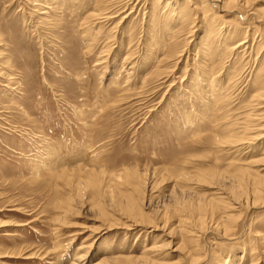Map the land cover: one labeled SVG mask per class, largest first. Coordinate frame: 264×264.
<instances>
[{
	"label": "rangeland",
	"instance_id": "374dc122",
	"mask_svg": "<svg viewBox=\"0 0 264 264\" xmlns=\"http://www.w3.org/2000/svg\"><path fill=\"white\" fill-rule=\"evenodd\" d=\"M141 1L0 0V264H264V0H207L225 28L257 16L234 60Z\"/></svg>",
	"mask_w": 264,
	"mask_h": 264
},
{
	"label": "bare ground",
	"instance_id": "6f19581e",
	"mask_svg": "<svg viewBox=\"0 0 264 264\" xmlns=\"http://www.w3.org/2000/svg\"><path fill=\"white\" fill-rule=\"evenodd\" d=\"M38 2H36L35 4H33L34 5V9H35V11L36 12H38V11H40V8L42 7V9H41V11L42 10H44L43 9V7H44V5H46V3H47V0H45V2L46 3H42V2H40L41 0H37ZM101 1L102 0H98V4H97V7L99 6L100 7V5L99 4H101ZM104 1V0H103ZM107 1V0H106ZM113 1V0H112ZM131 1H133V0H131ZM154 1H155V3L157 2V6H155L156 4L154 3ZM189 1V0H188ZM188 1L187 0H184L183 2L182 1H178V0H142L141 2L142 3H144V4H142V9H145L144 10V13H142V14H144L143 16V18L144 19H146V16H147V18H153V16L155 15V14H158V13H160V15H161V17H163L164 18V20H165V23H166V16H169V15H172V14H176V13H178V14H176L175 15V17L173 18V26L172 25H169L168 23H166L167 25H169L168 27H171V28H176V29H182V28H185V27H183V26H185L186 25V23H187V21H189L190 19V17H191V15H194V16H197L198 18L200 17V15H202L201 16V18H203L204 20H205V22L203 21V23H204V25H205V27H204V30H203V33H204V31H205V34H203L202 36H200L201 37V39H200V41H199V43L197 44V48H199V50H201V48H202V51H204L203 49H206L207 48V46H215L214 48H216V49H219L220 51H221V56H223L225 53H224V50L226 49L227 50V52L229 53V56L227 57L228 59H230L231 57H232V59L233 58H236V57H238L237 55H240V54H243L244 55V53H248L249 51H252L253 50V46L254 45H256V47H258L259 48V44H258V41L260 42V41H262V40H259L258 38H261L262 37V35L258 32V31H253L252 33L250 32V31H252L254 28H251V25L253 24L254 25V21H255V19H257V16L256 17H253V18H251L250 16L252 15L251 14V12L249 11H246V10H244V9H242L241 11H242V14L244 15L245 14V20L247 21V18H251V20H252V23H251V25H250V23L245 27V26H243V24H239L238 26L236 25V27H233L234 29H230V28H225V27H222V25H220L219 23H216V21L215 20H217V18L216 17H213L212 19H210V15H208L209 14V11L210 10H212L211 9V7L213 6V4L211 3H209V1H207V0H198V2H196V4H195V7L193 8V9H195V10H197V11H193L192 9H188L187 7L189 6V4H188ZM239 1V0H238ZM242 1H244V0H242ZM111 2V1H110ZM221 2L223 3V5H225L227 8H234V7H237V4H236V6H234V7H232V3L233 2H235V0H221ZM247 2V1H246ZM49 3V2H48ZM107 3V2H106ZM105 3V4H106ZM109 3V2H108ZM244 5H245V3L244 2H242ZM241 3V4H242ZM120 4H123V3H120ZM242 4V5H243ZM102 5V4H101ZM112 5H113V3H112ZM125 5V6H124ZM124 5H122L121 7H125V9L130 5L129 4V2L127 1H125V4ZM247 5V4H246ZM48 6V5H47ZM133 6V5H132ZM135 6H136V4L134 5V7H132L131 8V12H130V15H125L124 17H122V19L123 20H125V19H127V18H129L130 16H131V14H133V10L135 9ZM224 6V7H225ZM46 7V6H45ZM96 7V12L95 13H93L92 14V17H97V19H100V18H109V16H111V15H109V13H108V11L106 12V9H105V7L103 8V7H100L99 9ZM113 7V6H112ZM116 7V6H115ZM141 7V6H140ZM140 7H139V10H140ZM225 7V8H226ZM239 7L240 6H238V9H236L235 11H234V9H233V13L232 14H235V16H237V14H241V11L239 10ZM51 8V7H50ZM213 8V7H212ZM226 8V9H227ZM242 8H244V7H242ZM49 9V8H48ZM161 9H163L162 10V12H160V10ZM246 9V8H245ZM46 10V9H45ZM127 10V9H126ZM122 11V10H121ZM148 11V12H147ZM229 11V10H228ZM230 11H232V10H230ZM240 11V12H239ZM243 11H245V13L243 12ZM252 11V10H251ZM34 12V11H33ZM128 12V13H129ZM196 12V13H195ZM238 12V13H237ZM254 12V11H253ZM44 13H45V11H44ZM127 13V14H128ZM139 13V12H138ZM148 13V14H147ZM256 13V12H255ZM43 14V13H42ZM147 14V15H146ZM165 14V15H164ZM241 14V15H242ZM254 14V13H253ZM120 15V14H119ZM146 15V16H145ZM164 15V16H163ZM242 15V16H243ZM99 16V17H98ZM38 17H39V15H38ZM219 17V16H218ZM111 18V17H110ZM154 19V18H153ZM163 20V21H164ZM249 20V19H248ZM39 21V20H38ZM250 21V20H249ZM251 22V21H250ZM259 22V21H258ZM216 23V24H215ZM256 24V23H255ZM162 25V24H161ZM192 26V25H191ZM193 27V26H192ZM202 28V27H201ZM245 30V31H244ZM188 31H189V33H192V28L190 27V29H188ZM243 33H245V36H243L242 37V34ZM241 35V36H240ZM190 36V35H189ZM190 37H192V36H190ZM239 37V38H238ZM1 38H3V37H1V34H0V44L3 42H1ZM237 38V39H236ZM262 38H264V36L262 37ZM191 39V38H190ZM186 40V39H185ZM131 41V40H130ZM190 41V40H189ZM252 42V43H251ZM4 43V42H3ZM264 44V43H263ZM5 45V44H4ZM1 46V45H0ZM110 49V48H109ZM151 49V48H150ZM186 49V48H185ZM183 50V49H182ZM207 50V49H206ZM263 50V49H262ZM261 50V51H262ZM260 51V52H261ZM6 53H7V51H6ZM177 53V52H176ZM175 53V54H176ZM183 53V52H182ZM181 53V54H182ZM206 54V53H205ZM209 54V53H208ZM259 54V53H258ZM227 56V55H226ZM207 57V56H206ZM209 57V56H208ZM207 57V58H208ZM7 58H9L8 56H7ZM206 59V58H205ZM209 59V58H208ZM234 60V59H233ZM228 61H230V60H228ZM227 61V62H228ZM257 61V60H256ZM225 63V62H224ZM214 65V64H213ZM262 65H264V62L262 63ZM261 65V66H262ZM225 67V66H224ZM203 68H204V70H203V72H205V71H208V66H203ZM211 68V67H210ZM214 67L212 66V69H213ZM260 68V67H259ZM262 70V69H261ZM264 70V69H263ZM213 71V70H212ZM253 71V70H252ZM252 71L250 72V73H252ZM211 71L209 70V73H210ZM214 72V71H213ZM229 72V71H228ZM254 72V71H253ZM260 72V71H259ZM208 72L206 73V75L207 74H209ZM222 73V72H221ZM231 73H232V71H231ZM261 73V72H260ZM254 74L253 73V75H254V82H255V85L254 86H256L255 88H256V92H254L253 94H255L256 93V97L258 96V98H260V97H264V74L263 73H261V74ZM211 74H213V73H211ZM230 73H228V75H229ZM213 76V75H212ZM207 79V78H206ZM259 79H260V81H259ZM206 82V81H205ZM219 82V81H218ZM218 82H216V83H218ZM207 83V82H206ZM254 84V83H253ZM217 85V84H216ZM218 85L220 86V87H222V83L221 82H219L218 83ZM213 86V85H212ZM215 87V86H214ZM219 87V88H220ZM217 87H215V89H216ZM253 96H255V95H253ZM261 99V98H260ZM251 100V99H250ZM262 101L264 100V99H261ZM260 100V101H261ZM252 102V101H251ZM254 102V101H253ZM254 104H256V103H254ZM259 104H261V102H259V103H257L256 105L258 106ZM255 105V106H256ZM260 106V105H259ZM253 107V106H252ZM260 108V107H259ZM263 108V107H262ZM256 109V108H255ZM255 109H252L251 108V110H255ZM263 110V109H262ZM261 110V111H262ZM259 111V110H258ZM260 112V111H259ZM251 113V112H250ZM259 114H263V112L261 113H258V115ZM247 115H249V114H247ZM247 115H246V118H247ZM249 116H251V114L249 115ZM252 116H253V114H252ZM250 118V117H249ZM254 118H256V117H254ZM262 118V117H261ZM258 119L260 120V118L258 117ZM247 120V119H246ZM264 122V121H263ZM248 124H249V122H247ZM256 122L254 121V124H255ZM257 124V123H256ZM259 124H261V122L259 123ZM245 125H247V124H245ZM260 126V125H259ZM263 126V125H262ZM245 127V126H244ZM256 127H257V125H256ZM264 127V126H263ZM251 128H252V124H251ZM259 128V127H258ZM246 130H248V129H246ZM259 130V129H258ZM257 130V131H258ZM261 130H262V128H261ZM253 135V134H252ZM252 135H249V136H252ZM257 135V134H256ZM258 135H261V134H259L258 133ZM262 135L264 136V134L262 133ZM232 136V135H231ZM248 136V135H247ZM253 137V136H252ZM252 137H244V138H238V140L237 141H243V140H245V142L243 141V143H239L238 144V146H240V148L239 149H242V148H245L246 150H247V148L249 149L250 148V146H252V144H254V140L255 139H253ZM260 137H262V136H260ZM255 138H257V137H255ZM247 139V140H246ZM230 141V140H229ZM233 141V140H232ZM220 143V142H219ZM263 150V149H262ZM249 151V150H248ZM259 154V153H258ZM257 156V155H256ZM258 156H260V155H258ZM264 155L262 154V158H264L263 157ZM250 157H252V155L250 156ZM252 160L251 161H249L248 163H245V164H247L248 166H247V168H245L246 169V174L245 175H243V176H246V175H250V173L252 174H254L255 175V173L253 172V171H251V170H253L254 169V167H255V164H258L259 163V160L257 159V157L256 158H254V157H252L251 158ZM260 159V158H259ZM260 160H262V159H260ZM263 161V160H262ZM258 162V163H257ZM261 162V161H260ZM264 162V161H263ZM261 164V163H260ZM259 165V164H258ZM244 169V170H245ZM257 170V169H256ZM258 175V174H257ZM262 175V174H261ZM240 176V175H239ZM256 176V175H255ZM254 176V179H252L251 181H253L254 180V183L255 184H259V185H257L258 187L260 186V184L262 185L263 184V182H264V175L262 176V178H263V181L261 180L262 178H261V176L259 177V176H256L255 177ZM258 177V178H257ZM251 178V177H250ZM249 178V179H250ZM261 178V179H260ZM241 179V178H240ZM239 179V180H240ZM247 180V179H246ZM247 183V182H246ZM254 184V185H255ZM239 185V184H238ZM239 186H241V183H240V185ZM221 187V186H220ZM255 188H256V186H255ZM262 188V187H261ZM260 188V189H261ZM256 192V191H255ZM258 192H260L259 190H257V193ZM248 194V193H247ZM70 210V209H69ZM226 213V212H225ZM223 217V216H222ZM221 217V218H222ZM225 218V217H224ZM229 218H231V215H228V216H226V219H229ZM256 232H258V231H256ZM257 236V235H256ZM261 239V238H260ZM262 240H264V236H262ZM246 245V244H245ZM244 251H245V249H244ZM82 254V253H81ZM104 254H106V253H104ZM128 256V255H127ZM126 256V257H127ZM220 257H221V255H220ZM220 257H219V259H220ZM242 257L243 256H241V259H242ZM78 258V257H77ZM83 258V257H82ZM124 259V257H115V258H107V257H102L100 260H99V262H97L96 264H126V263H128V264H138L139 263V259H136V260H131V259H128V260H124V261H122ZM134 259V258H133ZM149 259V258H148ZM147 258H145L144 256H143V258H142V260H143V264H149V260H148ZM153 259V258H152ZM221 259H223V257L221 258ZM154 260V259H153ZM226 260V259H225ZM229 260V259H228ZM122 261V262H121ZM221 261V260H220ZM223 262H224V260H222ZM256 261V259H254L253 260V262H255ZM135 262H137V263H135ZM151 263V262H150ZM162 263V262H161ZM165 263V262H164ZM225 263V262H224ZM153 264H154V262H153ZM226 264V263H225Z\"/></svg>",
	"mask_w": 264,
	"mask_h": 264
}]
</instances>
